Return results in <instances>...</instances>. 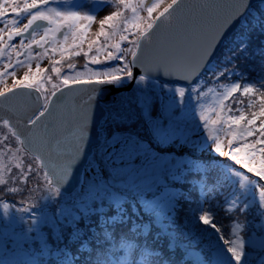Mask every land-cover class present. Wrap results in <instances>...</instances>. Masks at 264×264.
I'll return each mask as SVG.
<instances>
[{"label": "snow or ice", "instance_id": "1", "mask_svg": "<svg viewBox=\"0 0 264 264\" xmlns=\"http://www.w3.org/2000/svg\"><path fill=\"white\" fill-rule=\"evenodd\" d=\"M163 4L0 0V58L15 53L28 67L22 79L11 73L0 103L14 110L27 90L38 104L20 128L3 119L16 146L0 138V188L23 195L0 196V264H264V0ZM43 58L56 82L39 63L32 70ZM126 84L129 103L97 122L102 86ZM209 94L215 119L204 110ZM177 111L199 123L177 121ZM225 191L221 206L238 211L228 231L211 203ZM13 225L26 227L9 235Z\"/></svg>", "mask_w": 264, "mask_h": 264}, {"label": "rangeland", "instance_id": "2", "mask_svg": "<svg viewBox=\"0 0 264 264\" xmlns=\"http://www.w3.org/2000/svg\"><path fill=\"white\" fill-rule=\"evenodd\" d=\"M167 2H170V0H164V4L163 6H166ZM111 10L110 7H106L104 8L103 10L99 11L98 14H97V21L95 23H93L92 27H91V33L93 34L92 35V38H95L94 37V33L96 31H98L99 29V23L98 21L100 19H102L105 15L108 14V12ZM162 10V7L161 9ZM141 16L143 17H146L147 16V13L146 12H143L141 13ZM26 22V20H22L21 21V25ZM131 38V37H129ZM117 39H119V37H117ZM19 38H16L15 40H13V44H16L18 42ZM124 47H127V44H124L122 45ZM85 49H87V45L85 44ZM40 50L38 49H34L33 50V55L35 56V53L38 52ZM49 55H51V53H49ZM79 58V59H78ZM20 60H23V61H27V57L26 55H21L19 57ZM56 59H59V56H56ZM129 59H131V57H129ZM16 60H17V56L15 55V53L12 54L11 56V59H9L8 56H5L3 58H0V72H5L7 71L9 74L0 78V88H7V87H13V77L11 75V73L14 71L15 72V78L16 79H22L23 75H24V72L25 71H28V67L27 66H17L16 65ZM11 64V66L8 68V69H5L4 68V64ZM30 66L32 68L33 71H35V68H36V64L39 63L40 64V67L41 68H44V69H47L48 71L45 73V75H53V82H56L55 81V77H54V74L51 73V65L49 63V60L48 58H43L39 61H37L36 59H33L31 60L30 62ZM84 63H85V59L84 57L81 55L80 57H77L75 58V64H76V70H79V71H83L84 68ZM93 68H102L104 67L103 64L101 65H93L92 66ZM62 72H67V66H66V63H65V68L62 70ZM74 74V73H73ZM129 84H126L124 85L123 87H117L114 85L115 88H125L127 87ZM208 86H212V82L211 80L209 79L208 81ZM44 90L47 92V94H51V91H52V88H51V83L49 82H45V86H44ZM205 91H206V87H205ZM133 96V88L130 90V91H122V92H118L116 93L115 95V101L113 104H110L109 106H105V113L108 112V111H115V110H118L121 106H126L129 101L131 100ZM215 100L213 99V96L212 94H209L207 96V98L205 99L204 101V110H207V114L210 118L212 119H215V114L214 112L211 111V109L213 107H215ZM176 120L177 121H184V120H195V122L198 124L199 123V116L196 115L195 117H192V116H186V114L184 113H180L179 111L176 112V116H175ZM202 131V129H200ZM3 137H7V140L5 141V143L11 147H15L16 146V141H15V138H13L11 136V134L8 132V130L6 128L3 127V122L0 123V138H3ZM224 143L225 145L227 144V141L226 139L224 140ZM9 155H11V153H9ZM222 159H226V158H222ZM25 160H26V163H33L34 164V161H31L27 158V156L25 157ZM17 170L16 169H13V173H15ZM29 183H34V181L32 180L31 177H29ZM4 187H7V185H5ZM22 195L23 194H10V193H5L3 191V188H0V196H2L3 200L5 202H13L15 203L16 201H18L19 199L22 198ZM208 205L205 204V208L207 207ZM3 219V209L0 208V220ZM24 225H13L12 227L15 228V227H23Z\"/></svg>", "mask_w": 264, "mask_h": 264}, {"label": "water", "instance_id": "3", "mask_svg": "<svg viewBox=\"0 0 264 264\" xmlns=\"http://www.w3.org/2000/svg\"><path fill=\"white\" fill-rule=\"evenodd\" d=\"M200 0H186V3L197 4ZM137 72L139 69L136 70ZM173 84H184L183 80H174L169 81ZM105 91L103 94L96 100L95 107V120L97 122L101 121L105 115V106L113 104L115 101V95L118 92L130 91L133 88V84H129L125 88H115L114 85H103ZM22 95L15 97L13 100L14 110H9V105L5 103H0V123L3 122V119L10 120L16 127L20 128L21 124L26 122V120L36 112L38 107L37 104V94L33 93L29 98V95L26 94L27 90H20ZM83 98H86V93H82L81 97L77 98V102H81ZM21 130H23L21 128ZM95 124L92 126V141L89 145V152L94 151L96 145L95 139Z\"/></svg>", "mask_w": 264, "mask_h": 264}, {"label": "trees", "instance_id": "4", "mask_svg": "<svg viewBox=\"0 0 264 264\" xmlns=\"http://www.w3.org/2000/svg\"><path fill=\"white\" fill-rule=\"evenodd\" d=\"M78 59H79V58H78ZM222 79H223V78H222ZM7 88H10V87H7ZM11 88H12V87H11ZM230 102H231V101H226V103H230ZM258 103H259V101L257 100V105H258ZM244 104H245V114H246V116H247V115H249L250 113H249V111H248L247 108H246V104H247V99H246V98H245ZM232 107H233V109H235L236 105L233 104ZM253 110L258 111V110H259L258 106H257L256 108H254ZM237 114H238V113H237ZM258 123H259V121H258ZM249 139L251 140V139H253V138H249ZM218 159L223 160L222 158H218ZM229 163H231V162H229ZM213 167H218V168H220V169H223V168L226 167V165L223 164V163H220V164H218V165H215V164H214ZM241 171H243V170H241ZM248 176L251 177L253 180H257V179H258V177L252 176V174H250V173L248 174ZM260 183H261V184H264V181H260ZM226 194H227V193H226V191H225V192L222 193L221 195L216 196L215 199H213V200L211 201V203H212L213 205H216V209H215V211H216V216L214 217V219L217 220V222L220 224V226H222V228H223L225 231H228V230H229V222L232 221V220H234V218L238 215V211L234 210L233 213H232L231 215H229V214H227V212H226V210H225V209H226V205L221 206V205H222V202H223V199H224V195H226ZM255 195L258 197V193H256ZM193 196H194V197L196 196V193H195V192L193 193ZM183 207L186 209V208H187V205H184ZM207 207H208V206H207ZM207 207H206V208H207ZM198 215H199V213H197V216H198ZM180 216H181V220H183V217H184V213H183V211H181ZM241 218H242V217H241ZM184 223H187V221H184ZM256 223H257V221L252 220L251 216H249V227H251L253 224H256ZM23 227H26V225H24ZM19 229H20V227H15V228L10 227V228L8 229V233H9V235H12L13 232H18ZM4 231H5V230H4L2 227H0V238H3V233H4ZM210 231H211V230H210Z\"/></svg>", "mask_w": 264, "mask_h": 264}]
</instances>
